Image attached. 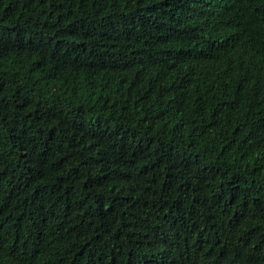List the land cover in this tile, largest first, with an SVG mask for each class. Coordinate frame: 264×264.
Segmentation results:
<instances>
[{
    "label": "trees",
    "instance_id": "obj_1",
    "mask_svg": "<svg viewBox=\"0 0 264 264\" xmlns=\"http://www.w3.org/2000/svg\"><path fill=\"white\" fill-rule=\"evenodd\" d=\"M0 264H264V0H0Z\"/></svg>",
    "mask_w": 264,
    "mask_h": 264
}]
</instances>
